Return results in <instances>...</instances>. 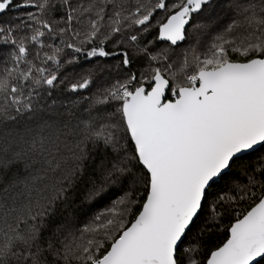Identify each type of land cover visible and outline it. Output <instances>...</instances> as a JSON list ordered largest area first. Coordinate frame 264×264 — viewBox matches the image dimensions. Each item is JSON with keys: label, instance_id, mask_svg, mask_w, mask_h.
Listing matches in <instances>:
<instances>
[{"label": "snow or ice", "instance_id": "6c2138e0", "mask_svg": "<svg viewBox=\"0 0 264 264\" xmlns=\"http://www.w3.org/2000/svg\"><path fill=\"white\" fill-rule=\"evenodd\" d=\"M0 264H264V0H0Z\"/></svg>", "mask_w": 264, "mask_h": 264}, {"label": "trees", "instance_id": "16d2710c", "mask_svg": "<svg viewBox=\"0 0 264 264\" xmlns=\"http://www.w3.org/2000/svg\"><path fill=\"white\" fill-rule=\"evenodd\" d=\"M15 169H10L9 172H8V175H11L12 174V171H14Z\"/></svg>", "mask_w": 264, "mask_h": 264}]
</instances>
